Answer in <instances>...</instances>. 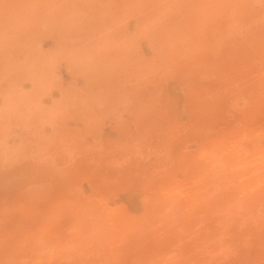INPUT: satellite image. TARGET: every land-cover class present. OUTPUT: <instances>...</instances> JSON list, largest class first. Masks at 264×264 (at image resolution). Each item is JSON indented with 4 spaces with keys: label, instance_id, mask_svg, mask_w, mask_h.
<instances>
[{
    "label": "rangeland",
    "instance_id": "rangeland-1",
    "mask_svg": "<svg viewBox=\"0 0 264 264\" xmlns=\"http://www.w3.org/2000/svg\"><path fill=\"white\" fill-rule=\"evenodd\" d=\"M0 76V264H36L29 212L84 210L95 196V211L133 222L163 211L157 184L190 181L197 160L210 167L203 191L217 194L215 261L264 264V188L241 203L202 150L255 99L264 106V0H0ZM55 249L46 264L79 263Z\"/></svg>",
    "mask_w": 264,
    "mask_h": 264
},
{
    "label": "bare ground",
    "instance_id": "bare-ground-1",
    "mask_svg": "<svg viewBox=\"0 0 264 264\" xmlns=\"http://www.w3.org/2000/svg\"><path fill=\"white\" fill-rule=\"evenodd\" d=\"M202 1L203 3L206 2V0ZM200 2L198 3L200 4ZM197 5L194 6L198 7ZM198 9H201V7H198ZM192 15L196 16L198 14ZM194 18H192L193 20L191 17L187 19L194 21L196 20V18ZM12 39L14 38L12 37ZM20 42H22L21 39ZM9 71H7V73ZM153 73L155 72L153 71ZM2 76H0L1 79ZM17 76L15 75L13 78ZM239 115H241L240 126H236L235 124L226 125L220 138L213 144L203 145L202 150L206 153L213 154L214 157L221 160L226 173L229 174V177L226 175L224 176V180L228 184V187L235 194L244 191L241 203H246V201H252L253 197H255V199L258 198L261 190L264 188V142L260 141L258 136L259 133H257L259 131L260 133L264 131V106L262 101L260 99H255L253 103L240 112ZM163 134L164 133H162V135ZM245 134L253 135V147L250 151L248 150V152H246L243 147V136ZM188 169L189 167H186V165L183 167L185 173L188 172ZM208 169H210L208 163L197 160L195 174L193 178L189 176L190 181H178L176 179H163L160 181L159 184H157L159 187L157 191L162 197L158 195L159 199L158 196H155L156 200L153 199V202L165 204L167 201V206L161 212L146 211V213L140 215L138 219L133 222L127 212L118 208H108L104 213H102L103 210L100 211V213L95 211L96 206L89 205V203L92 204L94 201H96V204H99L97 203L98 198L94 195L96 200L93 198V200H91V195H89L87 197L90 198L91 201L88 203L87 198V200H83L87 201L86 206L84 203L80 204L81 206L84 205V210H75L74 208V210L69 209L68 211L63 209V211L60 212L54 209L53 211L44 212L31 211L27 214L26 210L18 208L21 210L22 214H27L31 217L32 221H35L37 224H35L36 227L34 229L30 228L26 230L25 236V240H32L33 242L30 243L32 245H30L29 248L34 252V261L36 264H46L43 257L56 252L57 249L55 248L60 247L61 249V247H63L62 249H65V252L62 254L66 255V253L71 254V252H73L72 254H75L76 258H73L75 255L71 254L70 256L68 255L69 259L70 257L77 259L79 262L78 264H118V262L124 258L122 256L125 255V253H127L125 264H220V262L218 263L215 261L218 255L222 256L223 254V250L220 249L216 237V233H218L219 229L213 227L210 223L214 215L213 211L216 205L217 194H206L203 191L205 179H209L206 177L208 175L206 170ZM93 175L95 176V174ZM235 177H238L236 180H239V183L241 182L240 185L238 183V186L236 183V185L233 183L236 181L234 180ZM100 179L101 174L99 176V180ZM191 190H196V192L201 195V201L198 205L191 204L189 197ZM77 194H79V192ZM80 198L81 197L77 199ZM151 198H153V196ZM82 199L83 198H81V200ZM56 200L58 204L63 205L68 201L65 196L58 197ZM104 202L106 201H103V203ZM169 207L173 209L177 208L180 211L175 210L170 212L168 210ZM206 219L207 222L205 223L204 220L206 221ZM184 229L187 230L185 231ZM158 231L159 234H157ZM181 232L183 233L182 236L188 232V237H190L189 239L191 240L189 243L190 246L188 245V247H186L187 244H183L184 236L183 239L181 238L182 236H179ZM43 234L51 236V243L49 242L50 238L48 237L49 239L47 240L44 239L46 236H43ZM156 235H158L159 238H156ZM152 236L155 241H152ZM129 238L131 240H128ZM148 238L152 242H147ZM162 243H164V245H162ZM90 244H93L94 247L92 251L89 247ZM243 251L245 252V250ZM244 252H239V255L242 253V257L246 258L247 254ZM243 260L245 263L247 262L246 259ZM123 262L125 261L123 260ZM249 263L247 262V264Z\"/></svg>",
    "mask_w": 264,
    "mask_h": 264
}]
</instances>
